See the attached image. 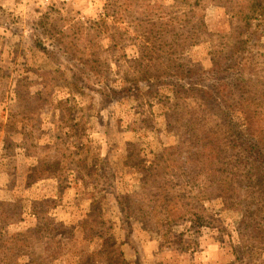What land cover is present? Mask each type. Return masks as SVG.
Returning a JSON list of instances; mask_svg holds the SVG:
<instances>
[{
  "label": "rangeland",
  "instance_id": "rangeland-1",
  "mask_svg": "<svg viewBox=\"0 0 264 264\" xmlns=\"http://www.w3.org/2000/svg\"><path fill=\"white\" fill-rule=\"evenodd\" d=\"M239 74L264 138V0H0V233L42 227L38 264H264ZM160 192L189 213L148 220ZM126 194L142 207L129 217Z\"/></svg>",
  "mask_w": 264,
  "mask_h": 264
},
{
  "label": "trees",
  "instance_id": "trees-1",
  "mask_svg": "<svg viewBox=\"0 0 264 264\" xmlns=\"http://www.w3.org/2000/svg\"><path fill=\"white\" fill-rule=\"evenodd\" d=\"M235 45V44H234ZM233 45V46H234ZM39 47H41V44H39ZM239 46H235L232 47L231 50V57H234L235 54L238 53L237 48ZM44 48V47H42ZM239 78V82H237L236 84V89L237 91H240L242 88L245 89V92H242V94H239L237 96H235V99L237 102V104H233L239 107L241 113H242V118H239V123L243 124L246 127V131H248L249 135L251 137H254V141L256 144H252L250 143L251 147H253L255 149V154L257 159L264 161V156L262 154L263 149H264V138L263 136H259V137H255L252 134L253 128H252V119L254 117V115H256V113L258 111H261L263 109V104L259 101L256 100L255 97L252 95V93L250 92V87L249 89H246L248 87V84L246 83V80H243V77H241V75H238ZM248 82L250 83V80L248 79ZM175 87V86H174ZM227 85L222 84V90L220 92V95L223 99V97L225 96L224 92H226L227 89ZM225 88V89H224ZM229 89V87H228ZM227 89V90H228ZM174 91V95L177 93V90H173ZM193 90H186V92L190 93ZM213 92V90H211ZM229 91V90H228ZM199 92L201 94H203L202 96H200L201 102L202 103H207L209 100L211 101L212 104H219V107L217 105V107L219 108V112L221 114L222 117H227L226 115L224 116V114H226L229 109H230V105L229 104H221V102L215 99L212 95V93L210 91L204 90V89H200ZM246 93V94H244ZM208 96V99H207ZM223 105H228L226 106V111H224L223 109H225L223 107ZM255 172H257V174L259 173L258 170L259 168H254ZM148 175H146L144 177V179L142 181H146L144 182V184L146 185L148 182L151 184V187H147L150 189H157V187H160V177H162L163 175H165L166 173L161 170L160 168H153L150 171H147ZM255 179V183H252L250 185V191L254 190V192H258L260 197H264V183H263V179L262 176H259L257 179ZM159 182V183H158ZM143 187V186H142ZM212 187V192H208L207 189H199L198 192L200 194L201 197L203 198H211L214 197L215 195H219L218 189H220L218 186H211ZM145 188V187H143ZM222 196L224 195V193H220ZM154 198L156 199L155 202L153 203V205L151 207L146 206V208L148 209V212L150 213H154L153 215L149 216L152 217L151 219L148 220H154L155 222H159L160 220H163V218H160L158 215V212L161 211L160 213H162L164 215L165 218L169 220L171 219H178V218H183L187 213H189V211L186 212V206H182V207H178V208H170L169 206H167L170 201H166V202H162V193H154ZM160 200V203L157 205L156 203H158V201ZM116 204L120 207L121 211L124 213V215H126V217H129V215L132 216V214H134L136 211L141 210V206L139 204H137L132 196H130L129 194L126 195H119V197L116 198ZM144 205V204H142ZM15 206V204H8L7 207H11ZM34 215L37 217H39V213L36 211V208H34ZM139 209V210H138ZM159 209V211H157ZM15 212H13V214L8 215V221L14 222V221H18L17 216H14ZM15 217V218H14ZM154 217V218H153ZM263 221H264V216L262 217ZM200 219V218H199ZM44 220L46 221H52L50 218H45ZM249 234L253 237V241L255 242L256 245L260 246H264V223L263 224H253V225H249ZM42 229V227H38L35 226L33 228H28L27 231L24 232H18L15 234H7L4 232L0 233V241H2V261L5 262L6 264H17L14 255L16 254V251L18 252H22L24 250V248L26 249H31L29 250L28 256L30 258V260L28 261L27 264H38L36 261L39 258L38 255H36V247H38L39 242H40V233L39 231ZM53 230V229H52Z\"/></svg>",
  "mask_w": 264,
  "mask_h": 264
}]
</instances>
